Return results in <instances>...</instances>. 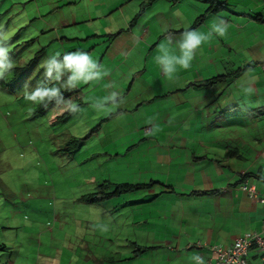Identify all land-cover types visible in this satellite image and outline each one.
Instances as JSON below:
<instances>
[{"label":"crops","instance_id":"0c3cea01","mask_svg":"<svg viewBox=\"0 0 264 264\" xmlns=\"http://www.w3.org/2000/svg\"><path fill=\"white\" fill-rule=\"evenodd\" d=\"M144 1H81L75 5L78 14L64 25L97 21L99 30H106L108 20L122 24V35L96 60L108 75L84 84L72 98L100 124L95 130L80 122L87 137L76 141H83L91 159L99 158L105 181L151 185L101 205L98 214L105 222L98 240L93 233V245L105 252L92 254L87 245L91 258L82 262L215 263L214 248L229 250L248 233L264 235V0H220L228 9L207 16L195 30L207 32L209 22L220 17L228 23L227 34L202 44L190 67L171 80L154 60L158 45L167 38L174 45L206 14V6L160 0L129 27ZM179 5H185L182 11ZM76 34L81 32L71 38L79 40ZM218 76L226 81L190 87ZM113 92L116 100L108 104L115 109L104 118L90 105ZM49 110L54 118L67 113L62 106ZM245 184L258 198L241 189ZM248 260L261 264V255L253 249Z\"/></svg>","mask_w":264,"mask_h":264},{"label":"rangeland","instance_id":"374dc122","mask_svg":"<svg viewBox=\"0 0 264 264\" xmlns=\"http://www.w3.org/2000/svg\"><path fill=\"white\" fill-rule=\"evenodd\" d=\"M81 1L86 0H0V34L10 37L5 46L14 65L0 78V264H84L90 256L87 245L92 254L105 252L100 244L93 245V233L98 240L104 220L99 207L80 201L105 181L99 158L91 159L83 145L71 154L67 151L74 140L87 137L80 122L97 130L99 121H92L90 111L84 109L64 121H55L52 110L35 114L41 104L26 101L23 94L25 85L30 90L43 80L41 64L46 57L77 49L98 60L107 37H88L111 35L122 27L115 20L103 24L106 30H99L102 22L97 21L64 27L78 14L75 5ZM75 32H81L76 34L79 40H67ZM222 53L218 57L227 62ZM36 55L40 57L33 63ZM206 75L202 73V78ZM105 107L110 110L101 111L104 118L115 105ZM135 264L148 262L141 259Z\"/></svg>","mask_w":264,"mask_h":264},{"label":"clouds","instance_id":"9594fccd","mask_svg":"<svg viewBox=\"0 0 264 264\" xmlns=\"http://www.w3.org/2000/svg\"><path fill=\"white\" fill-rule=\"evenodd\" d=\"M227 31V21L220 17L213 18L209 22L207 32L186 29L175 40L174 45L172 38L161 42L154 60L163 75L171 80L179 69L190 67L196 51L202 44L209 41L213 35L224 37ZM8 39L10 37L7 34H0V78L9 73L14 66L8 57L9 49L5 46ZM41 67L44 70L43 80L38 81L30 90L25 85L23 93L25 100L33 104H42L45 107L48 104L62 106L63 110L72 113L80 111V107L71 98H65L63 92L75 89L80 84L100 81L108 75L102 65L98 64L89 53L81 50L67 52L62 56L60 53L49 55L42 61ZM65 76H67L66 80ZM116 97V92H113L110 96L103 97V102L92 103L90 106L97 111H109L110 109L105 105L109 101H115ZM60 116L62 114L55 117V121Z\"/></svg>","mask_w":264,"mask_h":264},{"label":"trees","instance_id":"16d2710c","mask_svg":"<svg viewBox=\"0 0 264 264\" xmlns=\"http://www.w3.org/2000/svg\"><path fill=\"white\" fill-rule=\"evenodd\" d=\"M160 1V0H145L142 4V7L140 9V11L137 13V15L133 18V20L130 22L129 27H132L133 25H136L137 22L139 21V19L144 15L145 11L151 7L153 5V3ZM165 2H168L174 6H177L178 4H180L183 0H162ZM196 2L202 3L203 5L206 6V14L200 16L192 25L191 30L195 29L196 27L200 26L206 19L207 16L209 15H219L222 11H226L228 9L227 6V2L226 1H220V0H194ZM124 30L118 31L114 34L111 35H104L107 37V45L106 48L104 50H108L110 49L112 46V43L115 41L116 38H119L120 35H122ZM48 32H42V34H46ZM102 35H93L90 36L89 38H100V37H104ZM67 39V38H66ZM61 40V39H60ZM65 39H62L61 42L63 43ZM67 40H71V39H67ZM74 40V39H72ZM77 41V40H76ZM77 50V49H75ZM40 56L36 55L35 58L32 60L33 63H36L38 58ZM100 61H102L100 59ZM32 63V64H33ZM102 65V64H101ZM21 71H24L25 68H21L19 69ZM226 76H218L216 78L207 80V81H203V82H198V83H193L191 84L190 87H193L195 89H205L208 88L212 85H215L218 82H222V81H226ZM35 86V85H34ZM82 90V88H75V89H71V90H65L63 92L65 98H73L75 97L78 93H80ZM79 107L80 104H78ZM53 106H55L54 104H48L47 107H45L44 105H39V109H35L33 113H43L48 111L49 109H51ZM38 110V111H37ZM72 112L67 111V113L62 114V116L59 117L58 120H63V119H68V117L72 116ZM35 117V115H34ZM64 121V120H63ZM83 141H79L77 142L76 140H74L73 144L70 146V150L68 149L67 151L71 154L75 151V149L77 148L78 145L82 144ZM151 185L150 184H137V185H133V184H112L108 181H104L103 184L99 185L98 189L89 195H85L83 196L80 201L84 204H88V205H97L99 207V209L101 208V205L104 202L107 203H111L113 202V199H115L116 197H121L123 195H127V194H131V193H135V192H139V191H144L147 188H149ZM98 209V210H99ZM141 253H144L146 250H139Z\"/></svg>","mask_w":264,"mask_h":264},{"label":"built area","instance_id":"2783aa9c","mask_svg":"<svg viewBox=\"0 0 264 264\" xmlns=\"http://www.w3.org/2000/svg\"><path fill=\"white\" fill-rule=\"evenodd\" d=\"M241 189L247 192L251 198H258V194L254 187L243 185ZM264 203V200H261ZM261 255V264H264V235L257 233H248L237 239L233 247L229 250L214 248L217 253V260L211 264H250L248 257L251 250Z\"/></svg>","mask_w":264,"mask_h":264}]
</instances>
